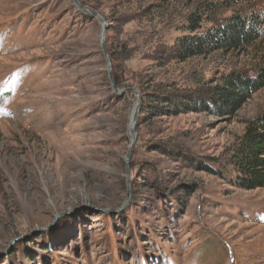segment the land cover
I'll return each instance as SVG.
<instances>
[{"label":"rangeland","instance_id":"obj_1","mask_svg":"<svg viewBox=\"0 0 264 264\" xmlns=\"http://www.w3.org/2000/svg\"><path fill=\"white\" fill-rule=\"evenodd\" d=\"M208 1L225 2L218 25L233 5L264 14V0H169L167 16L168 0H0V264H264V188L230 170L264 90L228 115L187 97L256 76L264 28L245 51L172 58ZM161 84L178 113L140 120L126 162L130 89Z\"/></svg>","mask_w":264,"mask_h":264},{"label":"trees","instance_id":"obj_2","mask_svg":"<svg viewBox=\"0 0 264 264\" xmlns=\"http://www.w3.org/2000/svg\"><path fill=\"white\" fill-rule=\"evenodd\" d=\"M224 5L225 2L220 1L219 4L212 1L198 2L195 11L189 16L191 25L187 29L190 32L174 40L169 46L170 56L185 62L213 53L245 51L258 43L264 28V14L254 9L249 11L233 5L231 8L234 14L225 23L218 25L217 14ZM156 7L162 8L161 11L167 16L170 10L169 0L164 7ZM153 8H149V14L153 13ZM205 24L213 26L208 28L204 26ZM262 90L264 65L260 67L256 76L249 77L235 72L226 77L223 86L207 87L187 96L190 101L188 106L190 111H200L208 109L211 105L218 113L234 114L242 109L254 94ZM179 98L180 96L172 90H167L163 84L152 91H143L138 126L140 120L157 119L172 115L174 111L175 114L178 113L176 102ZM233 151L230 170L234 185L248 191L264 188V113L250 121L244 134L235 143Z\"/></svg>","mask_w":264,"mask_h":264},{"label":"water","instance_id":"obj_3","mask_svg":"<svg viewBox=\"0 0 264 264\" xmlns=\"http://www.w3.org/2000/svg\"><path fill=\"white\" fill-rule=\"evenodd\" d=\"M93 14L95 16H97L98 18L101 19V16L98 14V13H95L93 12ZM102 24L104 26V30H103V36H105V33L107 31V28H106V23L102 20ZM105 53H106V57H107V62H108V65H109V71L111 70V62H112V59L110 58L108 52L104 49ZM111 81L113 83V80H112V77H111ZM127 90L123 89L121 90V94H124L126 93ZM130 91H134L137 95V103L134 107V110H133V114H132V119H131V123H130V134L132 135V141H131V147H130V152H129V155L127 156L126 158V162H128L130 160V157H131V154H132V151L135 147V144H136V141H137V138H138V119H139V112H140V101H141V98H140V94L138 91L136 90H132L130 89Z\"/></svg>","mask_w":264,"mask_h":264}]
</instances>
